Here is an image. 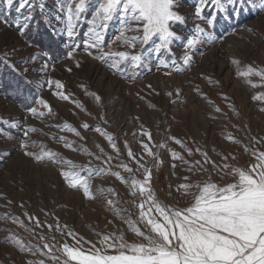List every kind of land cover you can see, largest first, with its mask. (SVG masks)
<instances>
[{"label": "rangeland", "instance_id": "1", "mask_svg": "<svg viewBox=\"0 0 264 264\" xmlns=\"http://www.w3.org/2000/svg\"><path fill=\"white\" fill-rule=\"evenodd\" d=\"M78 2L31 0L30 7L17 11L19 0L11 9L0 0V264H64L65 244L86 253L94 251V245L116 254L101 243L104 236L114 240L122 235L127 244L147 243L127 223L135 221L142 232L151 234L150 226L139 219L138 205L146 196L138 191L134 195L131 184L145 180V169L151 171L149 186L156 199L183 209L193 196L185 195L180 185L234 183L232 168L247 170L257 162L254 154L264 152V99H254L264 96V79L238 75L248 66L264 70L261 0H220L219 6L209 0L202 13L213 19L212 25L195 16L199 0H181L176 10L185 24L173 28L179 39L170 51L156 52L151 41L128 48L116 39L124 25L120 15L114 16L101 30L102 50L143 51L144 57L140 68L125 62L120 71L110 66V58H94L101 49L89 46L98 0H87L85 11L74 21V35H67V7L75 8ZM196 25L212 42L202 36L201 43L188 49L187 39L196 34ZM37 27L56 40L63 56L31 43L28 38ZM186 52L192 57L189 65L183 63ZM57 81L63 88L56 87ZM58 92L69 99H61ZM32 108L44 115H33ZM102 133L111 135L112 142ZM48 152L57 155L35 158ZM173 152L182 159L174 158ZM202 153L215 166L206 163ZM64 172L85 177L94 198L71 187Z\"/></svg>", "mask_w": 264, "mask_h": 264}, {"label": "snow or ice", "instance_id": "2", "mask_svg": "<svg viewBox=\"0 0 264 264\" xmlns=\"http://www.w3.org/2000/svg\"><path fill=\"white\" fill-rule=\"evenodd\" d=\"M180 2L181 0H98L95 14L90 21L92 27L89 28V46L101 49V54L94 58L100 60L110 58L112 60L110 66L117 71H120V65L125 62L134 69L142 66L143 51L139 54L129 51L104 52L101 48L103 41L101 30L106 27L107 21L117 15H120L124 27L116 39L125 46L135 49L137 43L143 46L151 41L155 45L156 52H160L162 49L170 51L173 41L179 39L173 28L176 25L185 24V17L176 10L180 6ZM208 2L209 0H199L200 6L196 8L195 16L212 25L213 19L205 17L202 13V9ZM211 2L218 6L220 4V0H211ZM230 2L235 4L238 0H230ZM5 3L11 9L15 0H5ZM86 4L87 0H79L75 4V8L71 4L68 5L67 35L69 37L74 35V21L78 20L81 13L85 11ZM25 6L30 7L31 0H19L17 11L24 9ZM261 8L264 10V0H261ZM128 32L142 34L129 36ZM195 33L190 39H187L188 49L195 48L197 44L201 43L202 36H206L209 43L212 42L211 36L200 25H196ZM156 40L159 42L156 43ZM68 55L71 57V52ZM191 60V55L186 52L183 63L189 65ZM233 63L238 65L239 61H233ZM253 74L264 79V70H257L251 66H248L246 71L238 72L241 77ZM209 82H211L210 78ZM246 82L252 83L250 80ZM55 83L57 88H63L59 81ZM252 86L258 85L252 84ZM55 94L63 100L69 99V96L63 93ZM96 99L100 98L97 96ZM254 99H264V96L254 97ZM40 103L48 108L49 112L51 111V107L45 101L41 100ZM78 106L82 107V105ZM217 110L219 111V109ZM30 111L33 115H44L43 112L38 113L36 108L30 109ZM65 127L67 130L75 132L77 136L80 135L71 125H65ZM83 127L88 128L89 126L84 124ZM30 131H36V129H30ZM96 131L101 130L97 128ZM102 134L112 142L111 135ZM147 135L151 139V134ZM228 138L233 139L232 137ZM175 142L182 144L179 140ZM234 142L238 143V141ZM22 147L26 148L27 145L24 144ZM65 147L71 148V144L66 143ZM112 147L115 148L116 145L113 143ZM144 148L149 155H153L148 145L145 144ZM189 154H191V150H189ZM26 155L33 156L34 154L26 152ZM56 155V153L48 152L35 158L39 161L45 156L53 159ZM128 155L133 156L130 149ZM202 155L205 157L206 163L210 162L215 166V162L209 160L207 153H202ZM254 155L257 162L247 170L238 167L232 168L229 175L237 177L234 183L220 186L209 181L202 185L199 183L180 185L179 188L185 190V195L193 196L191 205L183 209L163 205L156 199L149 186L151 171L145 169V180L143 182L133 180L131 184L134 195L138 191L142 196H146V199L138 205L139 219L150 226L151 234L142 232L136 226L135 221L129 220L127 223L131 231L142 237L147 243L127 244L122 235L115 236L114 240L111 236H104L101 243L106 244L107 248L115 250L116 254L114 255L107 254V249L102 252L94 245V251L86 253L80 248L65 244L63 253L67 259L64 264H69L70 261H76L77 264H264V152ZM172 156L182 159L175 152L172 153ZM225 159L227 158L225 157ZM72 166L75 167V165ZM124 167L127 171H132L127 165ZM229 167L231 166L224 165V168ZM63 175L69 179L71 187H80L86 197L94 198L85 177L74 172H64ZM112 175L123 180L119 173H112ZM192 188H196L198 191L192 193L190 192ZM112 203L111 200L108 201V204ZM116 212L119 214L118 209ZM37 223H39L38 220ZM109 240H113V243H108ZM17 243L20 242L17 241ZM20 246L23 248L22 244ZM44 247L49 248L47 244ZM50 251L51 248H49ZM52 259H57V257H52ZM40 264H43V261Z\"/></svg>", "mask_w": 264, "mask_h": 264}, {"label": "trees", "instance_id": "3", "mask_svg": "<svg viewBox=\"0 0 264 264\" xmlns=\"http://www.w3.org/2000/svg\"><path fill=\"white\" fill-rule=\"evenodd\" d=\"M32 28H34V25H30L28 27L29 33H31V30L30 29H32ZM28 39H31L30 40L31 43H39L41 45H46L47 46L46 48L50 49L53 52H57V54H59V56H63L65 54L64 49L61 50L60 48L57 47L56 40H54L53 38H51L49 36V34H47L45 32V30H43L40 27H37L35 29V33L33 35L31 34V38L29 37ZM43 47H45V46H43Z\"/></svg>", "mask_w": 264, "mask_h": 264}]
</instances>
